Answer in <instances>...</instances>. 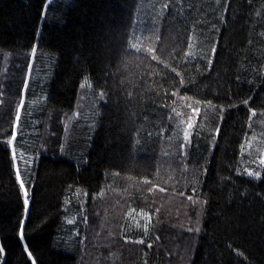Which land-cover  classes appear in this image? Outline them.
<instances>
[{
	"label": "trees",
	"instance_id": "trees-1",
	"mask_svg": "<svg viewBox=\"0 0 264 264\" xmlns=\"http://www.w3.org/2000/svg\"><path fill=\"white\" fill-rule=\"evenodd\" d=\"M141 1L0 0V264H264V0Z\"/></svg>",
	"mask_w": 264,
	"mask_h": 264
},
{
	"label": "rangeland",
	"instance_id": "rangeland-1",
	"mask_svg": "<svg viewBox=\"0 0 264 264\" xmlns=\"http://www.w3.org/2000/svg\"><path fill=\"white\" fill-rule=\"evenodd\" d=\"M144 1L145 0H142L140 2L138 11H140L141 4L144 3ZM157 1L159 4H162V0H157ZM154 2L155 1L150 2L148 0V3L143 8L141 7V11H143L142 16L137 17V20H136L139 32L141 30V34L142 33L147 34L146 36L149 40L153 39V36L156 34V31H158L160 21H161L160 12H159L158 8L154 5ZM29 64H31V62ZM29 69H30V65L28 67V70ZM4 74H6L5 71H3V72L0 71L1 77H3ZM28 75H29V72H27L26 79H27ZM83 98L84 97L81 96L80 100L84 101ZM19 110L20 109H18L17 111H19ZM18 115H19V113L17 112L16 118L18 117ZM77 118L78 117H76V113H74L73 116H68V117H64L63 119H61V123H64L65 135L68 133L70 126L73 122V119L75 120ZM188 125H189V120H187L184 123V125H183V122L181 120L180 134L177 136V139H176V136H174V139L172 141L171 147H172V151H173V155H174L173 158L175 160H177L176 159L177 156H181L180 158L182 160H184L183 158L185 156V147H186L187 140H188V128H189ZM258 126L259 125L257 124L256 129L261 132L263 127H260V126L258 127ZM15 127H16V123H15V126L13 128L14 131L12 132V137L9 140L8 144H9L10 151L12 154L14 170H15V172L19 171V175H20V171H26L28 169L29 165L32 164L33 157L29 156V155H25V158H22V159L16 158L14 149L12 147V142H13V139L15 136ZM167 142H169V140ZM64 143H65V141L63 139H61L59 146L63 145ZM263 146H264V141H262L261 138H259V137L258 138L257 137L251 138L247 144L245 151L248 155H250L251 153L256 151L258 148H261L260 156L258 157V160L260 161L263 157V150H262ZM162 162L163 163L168 162L170 165L174 166L173 165L174 160L172 158H164V159H162ZM20 181H21V178H20V180H18L19 184H20ZM21 190H22V195L24 197V189H21ZM24 199H25V197H24ZM74 214H75V216L73 218H71L72 219L71 221L73 223H76L78 220V216H77V213H74ZM100 215H101L100 219H102V214L100 213ZM100 215L98 214L97 217H99ZM91 220H92V218H91ZM100 230H101V233H98L96 235H94L92 232H90L91 235L92 236L94 235V236L91 240L88 241V245L93 244L92 247H95L96 243H98L101 240L105 241L106 238L109 237V235H107V232H108L107 229L104 230L103 226H100ZM86 247H87V245H86ZM89 251H91L89 254L80 255L79 262H82V261L85 262L86 261V263H88V264H100L101 262H99V263L95 262V257H94L95 251H93L92 249H90Z\"/></svg>",
	"mask_w": 264,
	"mask_h": 264
},
{
	"label": "snow or ice",
	"instance_id": "snow-or-ice-1",
	"mask_svg": "<svg viewBox=\"0 0 264 264\" xmlns=\"http://www.w3.org/2000/svg\"><path fill=\"white\" fill-rule=\"evenodd\" d=\"M33 51H35V50H33ZM17 119H19V117H17ZM15 158V157H14ZM249 175H253V173L252 172H249L248 173ZM256 175V178L257 179H259V173H256L255 174ZM17 179L18 180H20V175H19V171L17 172ZM20 187H21V189H24L25 188V186H24V182L21 180L20 181ZM24 197H25V199H24V204H25V208L27 209V206H28V192H27V190L25 189L24 190ZM69 223H72V221H69ZM140 243H143V241H139ZM0 251H2V249H0ZM30 255V254H29Z\"/></svg>",
	"mask_w": 264,
	"mask_h": 264
},
{
	"label": "water",
	"instance_id": "water-1",
	"mask_svg": "<svg viewBox=\"0 0 264 264\" xmlns=\"http://www.w3.org/2000/svg\"><path fill=\"white\" fill-rule=\"evenodd\" d=\"M0 249H1V244H0Z\"/></svg>",
	"mask_w": 264,
	"mask_h": 264
}]
</instances>
